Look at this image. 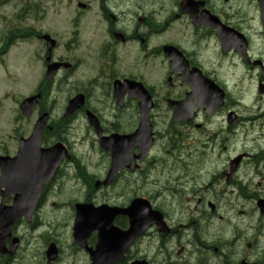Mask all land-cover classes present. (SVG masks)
<instances>
[{
  "label": "flooded vegetation",
  "instance_id": "1",
  "mask_svg": "<svg viewBox=\"0 0 264 264\" xmlns=\"http://www.w3.org/2000/svg\"><path fill=\"white\" fill-rule=\"evenodd\" d=\"M254 1L249 0L255 8V17L251 20L257 24L258 34L264 41ZM48 2L57 19L49 30L55 40L50 51L47 42L32 27H18L15 34L6 36L4 45L15 38L36 40L38 50L34 57H37L38 70L35 77H46L50 64H61L53 77L65 82L66 103L81 94L82 106L69 116H64L65 106L54 114L52 98L57 92L52 89L57 86L56 80L42 82L39 78L34 87L39 99L27 119L33 126L46 114L45 147L58 140L53 139L56 130L83 127L87 133L82 140L86 149L76 153V143L62 141L68 157L44 183L30 215L17 219L8 235L0 231V264H92L90 254L99 244V234L92 229L84 239L75 238V204L70 210L67 203L68 211L59 215L63 203L49 198L58 175L74 180L84 203L125 209L133 200L142 198L163 216L166 228L152 224L126 248V244L109 243L108 256L102 264L137 261L145 264H264V247L257 244L262 235L264 214L259 215L256 210L257 200L264 198V160L261 161V157L256 160L255 153L244 152V112L241 111L244 105L234 102L230 83L231 77L244 79V65L254 68L244 62V39L250 58L254 59L251 53L254 33L249 29V20L246 22L244 18V10L227 7L228 0ZM59 5H65L66 9L62 12ZM30 9L35 18L45 16L46 9L42 11L40 5H32ZM167 46L176 47L184 58L170 63L164 50ZM151 77H159V80L152 83ZM207 80L225 93L220 110L215 108L218 89ZM136 82H141L153 100L149 113L153 144L140 160V147L134 144L130 159L115 172L111 143L100 137L127 135L137 129L141 107L138 87L132 85ZM192 87L195 98L184 106L182 118L175 120L170 102L183 100ZM232 112L236 114L234 122L228 120ZM88 113L95 117L100 137L93 133ZM16 148L14 140L12 149L6 147L3 154L11 157ZM167 157L183 172L175 181L177 185L155 190L150 189L154 187L151 185L145 194L138 193L134 186L128 188L123 201L101 200L122 176H144L167 162ZM110 171L113 178L106 182ZM197 177H205L206 181L200 184ZM20 192L18 188L11 187L10 191L9 187H1L0 204L11 205ZM125 192L126 189L122 190L118 197ZM236 204L241 208L237 213L243 220L251 212L256 216L257 233L251 239L244 237L243 221L242 228L235 226L231 233L222 234L230 227L228 211H233ZM167 207L174 212L170 213ZM216 223L222 228L214 231ZM112 225L127 230L129 218L116 214ZM124 248L122 257L115 260Z\"/></svg>",
  "mask_w": 264,
  "mask_h": 264
},
{
  "label": "rangeland",
  "instance_id": "2",
  "mask_svg": "<svg viewBox=\"0 0 264 264\" xmlns=\"http://www.w3.org/2000/svg\"><path fill=\"white\" fill-rule=\"evenodd\" d=\"M227 7H231L233 10H244V18L246 22H248L249 29L252 33H254V43H253V52L254 53H262L264 55V41L258 34L257 24L251 20L252 17H255V8L250 4L249 0H228L226 3ZM18 7H14L12 3H9L6 6L0 8V29L2 26H8L10 23H16L18 19V15H13V12ZM171 37V34H169ZM176 38V35L174 36ZM21 48L19 43H15L8 51L7 55L0 58V153L3 152L6 147L7 149H12L13 139L27 130L26 121L21 120V117H18L19 114L17 112V105L19 99L26 94H30L33 90L35 79L37 77H33L32 72L30 77H27L26 72L24 71L25 64L24 59L20 54ZM245 73V68H244ZM254 73V71H252ZM257 73H255V76ZM244 77V80L240 81L237 77H231L232 84V92H233V100L234 102H238L239 98L243 97L244 100V117L249 118V120H244V134L247 130V135H244V150H252L256 148L258 145H263L264 143V96L259 98L256 88V82L258 77ZM159 80V77H151L150 81L152 83H156ZM66 94V88L62 86L59 93H57L56 104L54 109V114H57L64 105V99ZM242 105V104H241ZM262 114V115H261ZM18 115V116H17ZM257 115L255 120H252L251 117ZM248 116V117H247ZM65 129L62 127V130ZM72 137H82L83 130L82 129H71L70 130ZM87 134V133H86ZM91 135H89V138ZM69 140L72 138L69 137ZM78 139V138H77ZM83 138H79L76 142L75 152L83 153L86 149V146L83 144ZM238 147L240 146L237 143ZM167 162L159 164V166L154 167L144 176H139L138 174L133 175H125L120 178L117 185L110 189L107 194L101 196V200L105 201H123L126 198L128 188L137 187L138 193L145 194L150 189L155 190L158 187H168L175 186L176 180L178 177H182L183 172L178 169V165L171 159V157H167ZM67 170V169H66ZM69 170V169H68ZM196 168L194 167L193 171L195 173ZM245 175V171H244ZM61 175H58L56 181L53 183L51 187V194L49 198L52 201H61L66 198V202L74 200L76 198L81 197V193L77 186L74 183V180H61ZM61 180V181H60ZM134 180L136 182L134 183ZM150 180H152L150 182ZM202 181H206L205 177H197V182L202 183ZM150 182V184H149ZM151 185H154L153 188H150ZM66 186L71 188L69 193L66 192ZM150 188V189H149ZM126 192L122 195V197H118L122 190ZM55 194L56 197L53 196ZM73 204H69L70 210L72 209ZM169 206V205H168ZM251 206V205H250ZM234 208L228 211V217L231 219V224L229 228H226L222 231L223 233H231L232 229L235 226L242 228L244 222V237L251 239L255 231L253 230V225L255 223V219L250 218L249 216H244V220L237 213V210H240L239 204L232 207ZM170 213L174 212L167 207ZM243 221V222H242ZM250 226V227H249ZM222 228L221 225L215 224L213 230L217 231ZM257 244L260 248L264 247V237H259L257 240ZM245 253V251H244ZM255 258V257H253Z\"/></svg>",
  "mask_w": 264,
  "mask_h": 264
},
{
  "label": "water",
  "instance_id": "3",
  "mask_svg": "<svg viewBox=\"0 0 264 264\" xmlns=\"http://www.w3.org/2000/svg\"><path fill=\"white\" fill-rule=\"evenodd\" d=\"M262 11L264 12V5L262 7ZM258 91L259 93H263L264 85H259ZM79 103L80 102L78 101L72 102L71 109L77 108L80 105ZM33 105L34 99H31L21 104V108L25 111L29 110V108H31ZM182 105L183 103H177L178 112L180 114L183 112ZM146 113L147 110L144 111V115H146ZM144 115L142 117H145ZM146 121L147 120L145 118L141 119L140 126L134 135L113 136L114 138H111L110 143L112 145H119V147L115 150H113L114 146L111 147L112 159H114L115 163H117V161L124 155L129 153L132 144H134L135 142L140 144L145 149L150 145L152 140L150 134V125L148 124V122L146 123ZM37 125L34 128L31 138L28 140H22L20 142L18 156L12 159L9 163L10 171H6L4 169L2 170V177L5 180H11V178H15L17 173L18 183L21 186L25 187L24 196L33 194L34 198L38 196L42 181L51 175L59 160L66 154L61 144H56L47 150L40 149V133L43 127V123H39ZM3 160H6V158L0 157L1 168H5L7 166L3 164ZM1 179L2 178H0V180ZM76 207V222L78 225H81L85 219H97L104 224V221L111 220L113 214H116V212L118 211L116 209H109L106 206L94 208L91 205H77ZM148 207L149 206L145 200L138 199L123 211L128 214L132 220L133 232L138 231L139 234L140 230H143V228H145L147 224L149 225L150 222H152L150 220L154 218L152 214H155V212L150 213ZM117 231H115V235H117L118 237H123L124 235H127L130 230L126 233L120 232V234Z\"/></svg>",
  "mask_w": 264,
  "mask_h": 264
},
{
  "label": "bare ground",
  "instance_id": "4",
  "mask_svg": "<svg viewBox=\"0 0 264 264\" xmlns=\"http://www.w3.org/2000/svg\"><path fill=\"white\" fill-rule=\"evenodd\" d=\"M212 135V134H211ZM245 196V195H244ZM245 214V213H244Z\"/></svg>",
  "mask_w": 264,
  "mask_h": 264
}]
</instances>
